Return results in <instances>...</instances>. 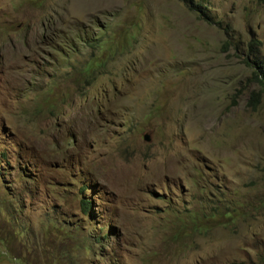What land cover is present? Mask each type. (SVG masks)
Instances as JSON below:
<instances>
[{
    "label": "rangeland",
    "instance_id": "374dc122",
    "mask_svg": "<svg viewBox=\"0 0 264 264\" xmlns=\"http://www.w3.org/2000/svg\"><path fill=\"white\" fill-rule=\"evenodd\" d=\"M253 61L264 0H0V264H261Z\"/></svg>",
    "mask_w": 264,
    "mask_h": 264
},
{
    "label": "trees",
    "instance_id": "16d2710c",
    "mask_svg": "<svg viewBox=\"0 0 264 264\" xmlns=\"http://www.w3.org/2000/svg\"><path fill=\"white\" fill-rule=\"evenodd\" d=\"M194 7L196 8L197 11H201V5L200 4H196L194 5ZM253 63L255 64V67H257V71H255V77L258 78L259 75L258 74H261L263 77H264V65L261 63V61H253ZM261 83H263L262 80L258 79ZM259 97V93L258 92H253L251 94V97H250V101H249V104L253 103L254 101H257ZM81 206L83 209L85 210H89L90 209V202L87 201V200H81ZM261 264H264V257L262 258L261 260Z\"/></svg>",
    "mask_w": 264,
    "mask_h": 264
},
{
    "label": "water",
    "instance_id": "95a60500",
    "mask_svg": "<svg viewBox=\"0 0 264 264\" xmlns=\"http://www.w3.org/2000/svg\"><path fill=\"white\" fill-rule=\"evenodd\" d=\"M143 139L146 140V141H149L150 137L148 134H144L143 135Z\"/></svg>",
    "mask_w": 264,
    "mask_h": 264
}]
</instances>
